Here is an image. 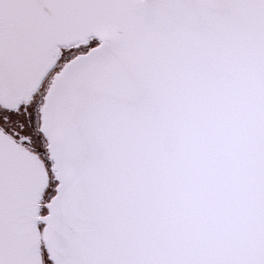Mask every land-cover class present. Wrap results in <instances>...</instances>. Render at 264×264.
Masks as SVG:
<instances>
[{
    "label": "snow or ice",
    "instance_id": "6c2138e0",
    "mask_svg": "<svg viewBox=\"0 0 264 264\" xmlns=\"http://www.w3.org/2000/svg\"><path fill=\"white\" fill-rule=\"evenodd\" d=\"M0 264H264V0H0Z\"/></svg>",
    "mask_w": 264,
    "mask_h": 264
}]
</instances>
